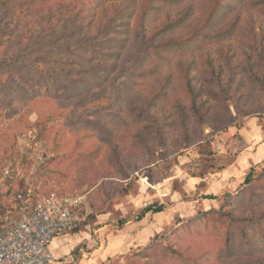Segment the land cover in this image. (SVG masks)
<instances>
[{
  "label": "rangeland",
  "instance_id": "374dc122",
  "mask_svg": "<svg viewBox=\"0 0 264 264\" xmlns=\"http://www.w3.org/2000/svg\"><path fill=\"white\" fill-rule=\"evenodd\" d=\"M262 144L264 0H0V214L83 196L53 264H264Z\"/></svg>",
  "mask_w": 264,
  "mask_h": 264
},
{
  "label": "built area",
  "instance_id": "2783aa9c",
  "mask_svg": "<svg viewBox=\"0 0 264 264\" xmlns=\"http://www.w3.org/2000/svg\"><path fill=\"white\" fill-rule=\"evenodd\" d=\"M80 194L48 191L0 216V264H53V240L74 228Z\"/></svg>",
  "mask_w": 264,
  "mask_h": 264
},
{
  "label": "crops",
  "instance_id": "0c3cea01",
  "mask_svg": "<svg viewBox=\"0 0 264 264\" xmlns=\"http://www.w3.org/2000/svg\"><path fill=\"white\" fill-rule=\"evenodd\" d=\"M262 156H264V144H262L257 149L255 159L262 158ZM41 195H43V194H41ZM67 234L58 236L53 240L52 247H53L54 253L55 252L57 253V248H58L59 244L63 242V239L65 236H67ZM130 246H131V243L129 241L123 242V239H120L119 236L112 235L111 237H108V243L104 247L103 256L101 259H104L107 256H110L112 253L125 251L126 249H129Z\"/></svg>",
  "mask_w": 264,
  "mask_h": 264
},
{
  "label": "trees",
  "instance_id": "16d2710c",
  "mask_svg": "<svg viewBox=\"0 0 264 264\" xmlns=\"http://www.w3.org/2000/svg\"><path fill=\"white\" fill-rule=\"evenodd\" d=\"M211 14V12L209 13ZM252 171H249L248 175L245 178V182L248 183L250 181V174ZM60 193V192H59ZM36 195L34 194L32 189H28L25 190L24 193H18L15 196V204L12 206V209L15 207H18L23 201H27V202H32L36 199ZM205 198H215L214 196H205ZM164 206L162 204H151V205H147L145 206L139 213L138 218H140V216L145 215L147 212H151V213H158L161 212L163 210ZM2 214H0L1 216ZM121 223H124L123 221ZM78 225V223H77ZM77 225L72 228L68 233L74 231V229L77 227Z\"/></svg>",
  "mask_w": 264,
  "mask_h": 264
}]
</instances>
